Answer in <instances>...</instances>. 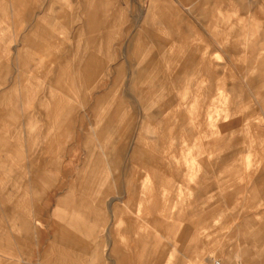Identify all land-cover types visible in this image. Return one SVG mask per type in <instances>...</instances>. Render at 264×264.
<instances>
[{"label": "rangeland", "instance_id": "obj_1", "mask_svg": "<svg viewBox=\"0 0 264 264\" xmlns=\"http://www.w3.org/2000/svg\"><path fill=\"white\" fill-rule=\"evenodd\" d=\"M152 2L167 8L174 25L163 26L157 16L160 39L145 38V53L134 54V35L140 31L146 35L143 24ZM79 3L30 0L23 10L20 5L23 13L16 17H25V22L34 25L56 23L51 29L55 41L51 54L72 58L78 51L79 22L62 26L56 14L62 8L71 13ZM17 11H13L12 1L0 0V44L8 50L3 60L20 83L14 94L10 86L0 83V92L4 91L0 110L5 116L0 117V132L7 138V147L10 141L19 143L18 150H8L17 153L12 158L0 151L11 168L10 173L0 171V232L14 224L2 212L13 203L5 204L2 196L9 189L21 192L19 177L29 176L23 171V157L28 164L33 161L42 167L43 175L52 180L51 187L43 190V200L38 201L41 208L49 193L66 180L65 169L75 175L81 162L104 149H108L110 163L119 152L121 166L115 174L121 179L114 182L115 170L109 164L101 167L105 185L114 187L105 198L108 222L97 238L102 243L101 263L85 251L71 255V262L47 263L35 253L38 245L34 240L28 256L20 251L11 254L7 246H0V260L13 264H118L111 251L116 220L112 207L118 205L134 219L163 218L177 226L171 237L162 234L164 248L151 258L146 256V264H200L211 256L225 264H251L252 259L264 264V70L260 69L262 78L256 70L249 71L256 64L249 59L264 56V0H115L110 8L117 19L113 39H103L102 31L95 46L85 45L87 53L96 50L102 61L97 77L74 82V89L53 91L55 82L51 80L58 78L59 65L49 60L48 52L31 49L33 59L26 71L10 58L23 48L19 21L12 20ZM172 30L178 37L171 36ZM158 41L165 49H158ZM113 55L125 64L123 72L116 71ZM151 58H155L156 73L165 76V85L160 84L161 79L144 78L139 87L132 86V71L140 70ZM177 72L179 80L175 81ZM106 82L109 90L103 86ZM65 93L72 106L73 128L59 132L50 124L45 103L52 101L50 96ZM102 94L108 98L96 106V96ZM121 101L124 105L116 127L99 136L96 108L116 107ZM30 128L33 137L24 139L32 133ZM52 134L56 136L50 138ZM128 179L136 187L133 197ZM27 196L32 197L31 191ZM155 204L172 208L173 213L166 217L160 210L150 212L147 207ZM27 210L29 215V207ZM44 213L46 220L49 212ZM42 228L47 230L46 223ZM197 245L203 250H195Z\"/></svg>", "mask_w": 264, "mask_h": 264}, {"label": "crops", "instance_id": "obj_2", "mask_svg": "<svg viewBox=\"0 0 264 264\" xmlns=\"http://www.w3.org/2000/svg\"><path fill=\"white\" fill-rule=\"evenodd\" d=\"M12 1L13 11L15 13L12 20H18V30L24 35L21 36V43L23 48L17 52V55L10 56L11 60L21 66L23 71H26L29 67L33 56L30 55L31 49L37 50L41 53L48 52L49 60L58 62L59 68L56 70L57 77L51 80L52 91L53 90H70L75 86L72 84L76 81L86 82L96 78L97 73L103 68L102 61L99 59L97 51H91L87 53L86 45L93 44L95 46L99 35L103 31V39L112 40L115 33V27L117 25V19L112 13L110 8L114 4L115 0H80L79 5L74 11L69 13L65 8H62L56 14L59 18L62 26L68 27L72 24V21H78L79 26L77 30V53L74 57L70 56H58L51 54L50 47L54 45L53 34L51 29L55 24L38 22L35 25L33 23L25 22V17L18 16L20 13V7L22 10L30 2V0H10ZM58 1V0H54ZM21 5V6H20ZM26 10V8H25ZM24 10V12H25ZM121 11V10H120ZM119 11V12H120ZM157 16H161L162 25L167 28H172L174 22L169 21V15L167 14V8L158 7L155 3H151L147 9L143 29H145L146 35L142 31L134 35L135 45L134 54H144L146 49L144 47V39L147 38L152 41L160 39V36L156 30V25H159ZM52 17V16H51ZM54 17V15H53ZM146 24V25H145ZM16 25V26H17ZM52 25V26H51ZM17 28V27H16ZM171 36L178 37V32L172 30ZM1 36V34H0ZM2 36L0 37V39ZM102 38V37H101ZM1 43V41H0ZM86 45V46H85ZM255 45V44H254ZM253 45V46H254ZM158 49L161 51L165 49L160 41H158ZM6 45L0 44V83L10 86V90L14 93L19 88L18 77H15L12 67L3 60V54L6 52ZM177 57V56H176ZM175 57V58H176ZM9 59V57H8ZM250 62L255 64L250 68V72H256L260 75V69L264 70V56L251 57ZM62 61V62H61ZM112 61L116 62V71L123 72L125 64L117 62V56L112 57ZM155 58H151L148 64H143L140 70L132 71L131 73V85L139 87L144 78H158L162 86L165 85L166 79L163 74L156 73ZM65 62V63H63ZM251 64V65H252ZM102 65V66H100ZM68 67V68H67ZM208 67L205 68V73L208 74ZM55 73V72H54ZM180 72H177L175 81H178ZM63 75H69L64 77ZM70 75H74L70 77ZM10 76V78L8 77ZM13 78V79H11ZM262 78V77H261ZM11 79V80H9ZM263 80V79H261ZM254 82V79H252ZM103 86L107 90L111 88L110 84L106 82ZM4 90V89H3ZM29 92V88H28ZM151 92H154V86H152ZM148 95V94H146ZM144 95V98L149 96ZM4 91L0 92V102L4 101ZM68 94L64 95H52L51 102L45 103L49 109L47 114L51 116V122L53 130L61 132V129L71 131L73 128V117L71 114V104L69 103ZM108 94H102L96 96L95 105L99 106L106 102ZM169 104H172L170 101ZM124 105V102H120L116 107H109L107 109L96 108L99 113L98 123L99 136H104L110 127H116V122L121 117L120 109ZM208 113H211L208 110ZM19 115V114H18ZM21 117V115H19ZM0 117L3 118L4 110H0ZM31 117V115H30ZM23 127L27 121L23 122ZM30 126H32V119L30 120ZM22 128V126H21ZM30 134H25L24 139L27 140L33 137L34 131L30 128ZM56 135H50V138H54ZM22 138V137H21ZM12 144L7 147V138L0 132V151L10 155V158L14 153H9L11 150L19 149L16 141H10ZM88 142L90 140L88 139ZM2 143H5L2 145ZM52 148V147H51ZM107 148V147H106ZM105 154V156H103ZM108 149H104V153L97 154L91 159L87 158L81 162L77 173L74 175L73 170H64V177L66 180L62 181L60 186L54 191L49 193V198L45 203V207L41 208L38 201L43 200V194L46 187H51L52 180L49 176L43 175L42 167L36 165L33 161L28 164L23 157V171L29 176H21L19 180L21 182V192L14 193V190H7L4 197L5 204L12 202L3 207L2 212L8 214V218L14 224L10 225L8 231L5 233L0 232V246H7L10 253L14 251H20L22 255L28 256L30 254L29 248L32 240L38 245V250L35 252L41 256L47 263L51 261H66L71 262V255L80 254L82 251L92 254L93 260L97 263H101L102 259V243L98 241V233L101 226H105L108 222V211H106V196L111 193L113 186H106V178L102 177L101 167H112L114 171V182L120 183L119 175L115 173L121 166L119 152L115 158L112 156L111 163L108 162ZM136 157V155H135ZM93 160V161H92ZM9 159L6 156H0V171L10 173ZM153 177L158 179L156 171H152ZM163 181V178L161 179ZM133 182V181H132ZM131 179H128V188L130 197L135 194L136 187L132 185ZM144 187V186H143ZM31 191V196L34 198H28ZM37 202V203H36ZM27 207H29V215L26 213ZM30 207L32 210H30ZM140 207V206H139ZM150 212L160 210L163 216L169 217L170 212L173 213L172 208H167L165 205L155 204L147 207ZM22 211V212H21ZM44 211L49 212L47 219L44 220ZM115 215V239L113 241L112 253L116 256L118 264H146V256L151 258L154 254L162 251L164 248L161 240L162 234L171 237L174 235L177 226L173 223H168L166 219L150 217L148 219H134L129 212L120 208L118 205L112 207ZM1 212V211H0ZM46 223L47 230H44L43 224ZM161 233V235L159 234ZM19 248V249H18ZM195 250H203L199 245L194 246ZM192 249V250H194ZM9 253V254H10ZM32 251V254H35ZM193 257V256H192ZM195 259V257H193ZM48 260H51L50 262ZM53 263V262H52ZM0 264H13L6 259L0 260ZM186 264H193L192 261ZM250 264V263H249ZM251 264H260L255 259L251 260Z\"/></svg>", "mask_w": 264, "mask_h": 264}, {"label": "built area", "instance_id": "obj_3", "mask_svg": "<svg viewBox=\"0 0 264 264\" xmlns=\"http://www.w3.org/2000/svg\"><path fill=\"white\" fill-rule=\"evenodd\" d=\"M200 264H225L224 261L218 257L211 256ZM228 264V263H227Z\"/></svg>", "mask_w": 264, "mask_h": 264}]
</instances>
